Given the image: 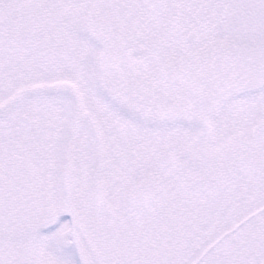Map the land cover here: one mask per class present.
Returning a JSON list of instances; mask_svg holds the SVG:
<instances>
[{"label":"snow or ice","instance_id":"6c2138e0","mask_svg":"<svg viewBox=\"0 0 264 264\" xmlns=\"http://www.w3.org/2000/svg\"><path fill=\"white\" fill-rule=\"evenodd\" d=\"M0 264H264V0H0Z\"/></svg>","mask_w":264,"mask_h":264}]
</instances>
